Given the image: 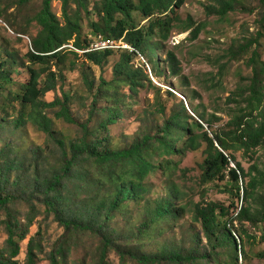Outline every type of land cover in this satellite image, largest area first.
Listing matches in <instances>:
<instances>
[{"label": "trees", "instance_id": "trees-1", "mask_svg": "<svg viewBox=\"0 0 264 264\" xmlns=\"http://www.w3.org/2000/svg\"><path fill=\"white\" fill-rule=\"evenodd\" d=\"M235 1L219 0L221 5L215 11L227 15L235 9ZM14 2L20 9L30 0ZM52 3L53 0H42L36 15L24 19L25 28L5 21L18 41L27 35L33 22L39 27L37 35L30 37V49L24 55L13 47L0 48V90L8 89L5 103L21 105V114L13 124L25 127L34 122L59 146L63 160L59 168L45 174L36 166L33 183H28L29 180L22 183V176L12 181L13 171L21 165L7 157L6 149L0 150V158H3L0 210L4 211L2 223L7 232L6 245L0 247V264H19L20 242L28 237L38 216L37 194L42 198L45 212L52 214L64 228L50 250L52 264H71L70 252L86 233L99 239L94 264H113L109 260L111 253L118 257L119 264H201L202 261L240 264V254L249 260L250 252L242 238L248 234L247 222L256 227L264 222V168L254 164L246 172L232 152L243 150L249 154L264 146V61L259 51L255 48L247 60L252 75L250 83L242 90L245 105L239 108L232 127L214 129L219 118L195 104V99L200 97L197 91L179 97L173 90H167L174 102L162 124L157 125L155 131L142 129L128 147L113 149L109 146L110 127L124 118V109L130 106L127 100L135 102L147 86L158 87L154 79L161 76L162 71L152 50L158 54L162 41L170 38L179 9L187 0H62L60 16L54 12ZM136 13L146 22L139 23ZM86 18L89 33L84 30ZM260 22H264V13ZM185 23L183 30H191L192 39H197L202 25L192 17ZM96 33L124 37L135 49L87 50L93 40L91 35ZM259 36L260 32L241 45L240 50L249 51L259 42ZM156 37L161 40L154 41ZM70 44L85 50L82 56L86 61L101 68L110 62L115 51H120L112 80L102 75L97 85L96 80L85 77L90 91L97 90L90 120L98 110L106 114L94 130L89 123L80 124L76 120L71 109L73 98L64 88L66 77L61 67L71 56H79L77 49L66 47ZM230 52L237 58V52ZM138 57H143L144 62H136ZM166 61L169 74L181 76L182 61L174 50L168 51ZM72 66H76L75 62ZM21 71L27 75L25 81H15L13 74ZM121 86L126 87L124 92ZM59 89L62 96L46 100L49 93L58 94ZM102 97L109 103L98 109ZM161 107L164 112L167 110ZM51 113L58 120L79 125L81 135L67 144L53 128ZM204 146L201 182H226L222 192L242 201L240 207H227L204 197L199 202L191 199L180 205L175 186H171L168 197L146 200L149 186L145 181L150 173L157 168L165 171L172 163L171 155H184ZM18 201H24L28 207L23 220L19 210L13 207ZM137 211L144 218L138 229L131 230L120 224L123 219L130 220ZM186 212H191L193 221L201 226V231L193 238L196 245L187 248L174 240H166L155 251H142L143 248L136 245L143 236L157 232L161 224L180 219ZM37 235L39 231L28 239L26 264H37V248L41 246ZM203 237L205 248L201 247ZM255 256L264 259V250L256 252Z\"/></svg>", "mask_w": 264, "mask_h": 264}, {"label": "rangeland", "instance_id": "rangeland-1", "mask_svg": "<svg viewBox=\"0 0 264 264\" xmlns=\"http://www.w3.org/2000/svg\"><path fill=\"white\" fill-rule=\"evenodd\" d=\"M41 2L42 0H30L27 6L19 9L14 0H0V11L3 13V18L0 19V48L13 47L19 50L21 55L30 49V37L37 35L39 31L36 23L33 22L27 29V35L22 36V41H18L16 33L9 29L5 21H12L18 28L20 26L25 28L27 23H24V19L36 15L41 8ZM220 5L219 0H187V3L179 9V18L176 20V27L170 38L162 41L163 47L159 49L158 54L152 50L153 55L160 61L159 69L162 71V75L154 79L158 87L147 86L140 91L135 102H132L130 98L127 100L130 106L125 107L124 118L110 127L109 146L111 148H126L142 129L155 131L156 126L162 124L165 114L174 102V99L167 95V90H173L179 97L192 95L197 91L200 97L195 99V104L200 110L205 109L208 114H214L219 118L214 129L232 127L231 123L239 113V108L245 105L242 100V90L250 83L252 75V68L247 65V60L255 48L259 51L261 60L264 61V22H260L264 13V0H236L235 9L224 16L215 11ZM52 7L60 16L62 0H53ZM136 16L139 23L146 22L140 13H136ZM189 17L202 25V31L197 39H192L191 30H183ZM84 30L87 33L91 32L87 18L84 21ZM259 32V42L249 51H241L239 47L248 39H254ZM156 40L161 39L156 37L154 41ZM169 50H174L182 61L181 76L174 77L169 74L166 61ZM77 51L79 56H71L67 64L61 67L66 77L64 88L73 98L71 109L76 120L80 124L89 123L90 129L94 130L106 114L98 110L95 117L90 120L94 108V94L97 90L93 93L90 91L85 77L96 80L97 85L101 82L102 75L112 80L114 65L120 58V51H115L104 68L87 62L82 56L83 50L77 49ZM230 51L237 52V58H234ZM73 62L76 64L74 68ZM136 62L143 63V57H138ZM26 77L27 75L22 71L20 74H13L15 81L23 82ZM62 84L60 82V86ZM15 87L12 88L15 89ZM120 90L124 92L126 87L121 86ZM57 95L62 96V90L59 89L58 94L49 93L46 100L53 101ZM7 96L8 89L0 90V150L6 149L7 157L21 165L13 171L12 181L22 176V183L28 180L30 183L36 166L41 174L49 173L60 167L63 156L59 146L50 140L49 136L34 122H30L25 127H17L13 124L14 119L21 114V105L18 102L13 105L5 103ZM108 103L109 101L102 97L97 108H104ZM161 106H165L167 110L164 112ZM50 117L53 119V128L58 132V136L67 144L81 135L82 128L79 125L58 120L53 113ZM204 149L205 146L184 155H171L169 158L172 159V163L165 171L157 168L150 173L145 181V184L149 186L146 200L155 201L159 197H168L172 191L171 186H175L178 189L180 198L177 202L180 205L191 199L199 202L204 197L208 201H215L227 207L230 205L240 207L242 201L238 202L234 196L222 192L226 182L210 181L205 184L201 182ZM232 153L246 172L254 164L264 168V146L249 154H245L243 150ZM0 163H3V158H0ZM36 199H38L35 200L39 210L38 216L35 224L30 228L28 237L20 242L21 251L17 257L19 264H26L28 239L36 235L38 231L40 235L37 236L41 246L37 248V264H52L50 250L64 232V228L54 219V216L45 212V206L39 194ZM13 207L19 210V216L23 220L24 213L28 209L27 204L24 201H18ZM134 213L130 220L123 219L120 224L131 230L138 229L144 218L142 213L138 211ZM191 216V212H186L180 219L161 224L157 232H151V236H143L136 245H140L143 248L142 251L159 250L166 240H174L187 248L196 245L193 238L196 232L201 231V226L194 222ZM3 218L4 211L0 210V247H5L7 238L6 229L2 223ZM246 225L248 234L244 235L242 240L251 258L246 260L240 254V264H264V259L255 256L256 252L264 250V222L257 227L251 226L248 222ZM205 242L203 237L202 248L206 247ZM98 243L99 239L93 234L82 235L81 241L78 245L75 244L70 252V263L94 264ZM109 260L113 264H119V259L114 253L110 254ZM201 264L209 263L202 261Z\"/></svg>", "mask_w": 264, "mask_h": 264}, {"label": "built area", "instance_id": "built-area-1", "mask_svg": "<svg viewBox=\"0 0 264 264\" xmlns=\"http://www.w3.org/2000/svg\"><path fill=\"white\" fill-rule=\"evenodd\" d=\"M91 37L93 39L91 42V47L87 50H103L107 48H126L131 50L135 49L129 42L125 40L124 37H109L106 36L104 33H96L91 35ZM66 47L77 49L73 44H70Z\"/></svg>", "mask_w": 264, "mask_h": 264}]
</instances>
